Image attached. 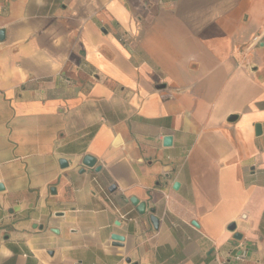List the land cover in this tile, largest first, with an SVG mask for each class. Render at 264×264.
<instances>
[{
    "label": "crops",
    "instance_id": "0c3cea01",
    "mask_svg": "<svg viewBox=\"0 0 264 264\" xmlns=\"http://www.w3.org/2000/svg\"><path fill=\"white\" fill-rule=\"evenodd\" d=\"M0 30V264H264V0H0Z\"/></svg>",
    "mask_w": 264,
    "mask_h": 264
},
{
    "label": "water",
    "instance_id": "95a60500",
    "mask_svg": "<svg viewBox=\"0 0 264 264\" xmlns=\"http://www.w3.org/2000/svg\"><path fill=\"white\" fill-rule=\"evenodd\" d=\"M4 38H5V31L4 30H0V39L4 40ZM256 130H257V133L260 134V132L262 130L261 125H257ZM172 142H173V138L171 136H166L164 138V145L165 146H171ZM83 163H84L85 166L93 168L96 165V159L93 158L92 156H86L84 158ZM60 164H61V166L63 168L67 167V165H68L67 161L64 160V159H62L60 161ZM99 170H100V167H96V171H99ZM178 187H179V184L176 183L174 188L177 189ZM3 190H4V185L2 183H0V191H3ZM131 201L137 207L138 211L141 214L145 213V211H146V204L145 203H140L135 198H133ZM151 221L153 223L154 228L158 229L159 228V224H160L159 219L153 215V216H151ZM193 225L198 226V224L196 222H193ZM230 229L234 231L235 230V225H232L230 227ZM235 238L236 239H241V235L240 234H236ZM113 240L120 242V241H123V237H121L119 235H114L113 236Z\"/></svg>",
    "mask_w": 264,
    "mask_h": 264
},
{
    "label": "built area",
    "instance_id": "2783aa9c",
    "mask_svg": "<svg viewBox=\"0 0 264 264\" xmlns=\"http://www.w3.org/2000/svg\"><path fill=\"white\" fill-rule=\"evenodd\" d=\"M262 37H263V35H258L256 37H254L253 43H255V44L260 43L262 41Z\"/></svg>",
    "mask_w": 264,
    "mask_h": 264
}]
</instances>
